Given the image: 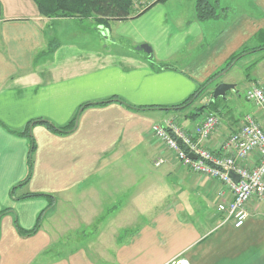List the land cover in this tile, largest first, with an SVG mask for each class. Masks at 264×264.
<instances>
[{
  "label": "crops",
  "instance_id": "obj_1",
  "mask_svg": "<svg viewBox=\"0 0 264 264\" xmlns=\"http://www.w3.org/2000/svg\"><path fill=\"white\" fill-rule=\"evenodd\" d=\"M153 1L133 0V14ZM181 1L99 22L45 17L33 0H0V121L18 130L34 119L35 142L32 175L11 195L26 175L29 141L0 125V211L7 209L0 216V264H164L178 255L190 264H264V202L250 200L247 218L235 227L217 210L219 192L229 199L223 184L188 170L151 132L166 120L189 132L214 112L219 125L203 145L224 154L220 146L244 115L264 129L261 108L245 92L247 103L241 100L228 69L218 81L234 89L219 100L205 92L210 104L200 116L191 117L193 105L170 109L231 55L264 46V0H215L218 15L204 20L196 17V0ZM144 43L149 53L137 48ZM259 57L257 65L264 62ZM252 69L245 90L264 87V74ZM113 95L142 108L111 101L78 112ZM76 113L66 133L35 122L63 126ZM159 157L164 161L155 166ZM148 162L165 166L154 179L133 180L132 171ZM26 192L46 196L16 199ZM41 212L35 233L17 230L16 224L30 229Z\"/></svg>",
  "mask_w": 264,
  "mask_h": 264
},
{
  "label": "built area",
  "instance_id": "obj_2",
  "mask_svg": "<svg viewBox=\"0 0 264 264\" xmlns=\"http://www.w3.org/2000/svg\"><path fill=\"white\" fill-rule=\"evenodd\" d=\"M245 98L258 105L264 114V87L261 84L246 89ZM218 125V115L208 112L189 132L173 120L152 125L151 132L188 170L223 184L229 199L224 197V190L219 192L222 200L217 204V210L223 214L224 220H230L235 227H239L249 214L247 205L250 200L264 202V129L250 114L244 115L240 126L220 146V150L227 154H215L204 147L203 141ZM251 158L257 162L247 167L245 162ZM163 161L159 157L154 165L159 166ZM230 172L238 176L237 181L232 179ZM164 264L190 262L186 257L178 255Z\"/></svg>",
  "mask_w": 264,
  "mask_h": 264
},
{
  "label": "trees",
  "instance_id": "obj_3",
  "mask_svg": "<svg viewBox=\"0 0 264 264\" xmlns=\"http://www.w3.org/2000/svg\"><path fill=\"white\" fill-rule=\"evenodd\" d=\"M39 13L45 17H72V16H79V17H93L95 21L99 22H106L107 20H125L128 18H133L139 15L141 12L149 8L152 4L157 2H163L166 0H154L151 3L145 5L144 9L141 10L139 13L133 14V0H33ZM215 0H196L195 1V13L196 17L199 20L214 18L218 15L217 7L215 4ZM264 49V46H260L258 48H244L241 51L233 54L227 60L225 65L211 75L206 81L199 84L198 87L182 102L170 106V109H187L193 105L195 100L203 94V92H207L210 90L211 86L213 85V79L223 70L230 69L236 61L246 53H251L256 50ZM218 81V78L215 80ZM116 101L127 105L133 109H141V106H133L127 102H125L119 96L113 95L107 99L100 100L98 102L92 103H83L79 106L86 107L92 104H102L106 102ZM210 103L201 104L196 106L191 113V117L193 116H200L203 110L208 107ZM78 108V109H79ZM77 113L74 117L70 120L69 123L59 126L54 124L51 121H44L42 118H38L35 120L37 123H42L48 126L51 130L59 133H66L73 127ZM34 122L33 120H29L21 129L15 130L7 127L2 121H0V125L9 131L12 134L27 137L29 141V149L27 153V172L23 179H21L17 184L11 186L10 194L14 195V192L17 187H20L28 182L30 179L32 172H33V153L35 150V142L32 135H29V127L30 124ZM46 196L43 193H35V192H26L22 193L16 197L17 200L35 198V197H43ZM7 209L0 211V216L6 212ZM41 214L37 217L36 223L30 229H21L17 224V230L25 235H30L35 233V231L39 228L40 225V218Z\"/></svg>",
  "mask_w": 264,
  "mask_h": 264
},
{
  "label": "rangeland",
  "instance_id": "obj_4",
  "mask_svg": "<svg viewBox=\"0 0 264 264\" xmlns=\"http://www.w3.org/2000/svg\"><path fill=\"white\" fill-rule=\"evenodd\" d=\"M187 0L181 1L180 5H185ZM241 3L245 2L246 0H234V2ZM191 2V1H190ZM264 56V50H258L251 53H247L243 56H241L236 63L226 72H229V75H233L235 79L237 80V95L241 98V100L246 104L247 101L244 100V92H245V82L246 77L248 74L254 75L252 68H255L258 71V74L263 75L264 74V62L260 64H256L258 60L260 59L259 56ZM255 65V67H254ZM223 76V75H222ZM229 91V90H228ZM207 94L203 92L201 96H199L195 102L193 103V106H198L205 103V99ZM220 98H216V100H219ZM191 108V107H190ZM193 108V107H192ZM150 162V161H149ZM148 162L146 170L137 171L134 170L131 173V178L133 180L138 179H154L156 178V175L161 173V168L163 169L165 165H162L159 170L158 168L153 167L152 163ZM119 174V173H116Z\"/></svg>",
  "mask_w": 264,
  "mask_h": 264
},
{
  "label": "water",
  "instance_id": "obj_5",
  "mask_svg": "<svg viewBox=\"0 0 264 264\" xmlns=\"http://www.w3.org/2000/svg\"><path fill=\"white\" fill-rule=\"evenodd\" d=\"M138 49H142L144 50L145 52L149 53L151 51L150 47L148 46V44H141L137 47ZM233 63V62H232ZM224 71H222L221 73H224ZM220 73V74H221ZM219 77V74L213 79V85L211 86L210 88V91H211V95H212V98H218V97H221V98H224L225 97V93L227 90L229 89H234L235 85L232 84V83H227V82H222V81H215L216 78ZM162 109H168L167 107L165 108H162ZM82 110V107H80L78 109V112H80ZM78 115V114H77ZM77 115H76V119H75V122H74V126L76 125V122H77ZM44 121H48L47 119H43ZM33 122L30 124V128H29V135H31V126H32ZM178 143L180 144V140H178ZM190 156L192 158H195L194 155L190 154ZM229 175L232 177V179L234 181H237L238 180V176L232 172L229 173Z\"/></svg>",
  "mask_w": 264,
  "mask_h": 264
}]
</instances>
